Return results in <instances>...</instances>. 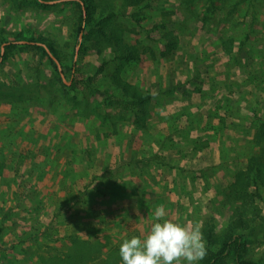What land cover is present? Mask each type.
I'll return each instance as SVG.
<instances>
[{"label": "rangeland", "instance_id": "obj_1", "mask_svg": "<svg viewBox=\"0 0 264 264\" xmlns=\"http://www.w3.org/2000/svg\"><path fill=\"white\" fill-rule=\"evenodd\" d=\"M0 1V28H4L9 36L12 37L17 32L23 31L27 36L34 35L43 38V40L53 43L64 52L65 64L68 68L72 63H76L78 60V55L75 58L76 46L79 41L76 40L77 8L75 4L62 3L65 0H49L47 4H52L51 7L44 8L32 3L33 0L32 2L30 0H18L15 5L12 0ZM114 1L115 7L113 8L117 13L111 17V24L117 29L124 30L121 33L124 34L125 39L130 41V44H139L146 52L149 51V47H152L156 55V52H161L163 46L164 28L169 29L172 27L178 35L180 44L177 51H180V57L175 64L176 76L186 80V78L190 79L196 75V80L192 79L190 81L186 94L192 103L191 108L195 110L194 115H191V117L193 118L192 121L196 122L198 130V125H205L204 116L206 115L204 110H210V107L214 104L213 98L226 97L230 101L227 109L226 106L223 107L229 113L226 114L227 126L224 129L225 124H221L220 128L222 130L218 131L219 133L216 132L217 137L221 138L218 143H212L210 159L208 161L199 160L201 162L199 163L200 166H181V169L178 168L174 173L171 168H168L164 173V175L167 174L164 178V190H166V194L168 192L171 194L169 201L164 203L168 214L167 218L183 224H199L202 233L205 228L211 230L213 234H219L229 224L227 218L229 215V204L227 203L229 195L226 193L230 192V188L226 186L232 182L238 171L247 169L250 159L258 152L260 145L256 146L253 143L252 129L246 128V124L255 119L260 121L264 111V84L258 85L262 71L260 62H262L261 57L264 54V0H243L240 3V9L229 16H226L228 7L223 4V0H200L199 3L197 2L198 5L192 6L189 10L184 7L182 0H152L151 6L143 7L136 12L139 23L132 15L135 13L133 6L129 4L123 6L125 4L124 0ZM210 3L212 7L214 4L213 10L205 14L204 10ZM142 4H146V1H143ZM122 6L123 8H121ZM122 11H125L126 14H123ZM106 18L109 17L106 16ZM251 20L254 22L252 23ZM250 28H255L251 33L253 38L249 37L245 45L238 50L240 37L245 36ZM88 32L90 35H96L97 28L95 25H90ZM12 33L13 35H11ZM232 35L235 36L233 59L229 61V66H224L230 56H224L222 47L217 45V40L220 36L228 37ZM17 43L23 44L24 42L18 41ZM90 45L98 47V44L86 41L84 49L89 48ZM108 48L110 47H106L101 55L112 58L113 54ZM149 53H147V56L150 59H147L145 64L139 65L136 68V73L144 74L143 78L146 81L147 79L156 80V82L161 81L164 84V65L163 67L160 66L158 61L154 59L155 56L152 57ZM39 59L40 55L36 54L35 50L31 48L25 50L16 48L12 51L9 59L2 64L3 70L0 71V77L12 82L15 75L20 70H24L23 72L20 71L17 79L26 81L29 72L27 67L35 66ZM98 64L99 55L96 54V51H90L86 53L78 66L81 65L90 74ZM194 64L197 66L195 69ZM250 75H253L257 82H251L248 79ZM216 76L221 79L214 81V85L208 91L207 84H204L202 80L214 79ZM65 79L70 81L66 76ZM198 87L202 89L197 90ZM162 90L155 88L153 91L162 92ZM204 92L212 99L207 97L203 100ZM156 97L164 98V94H158ZM168 104L172 105V100H169ZM166 108L158 107L156 112L161 115V111L167 110L170 112L168 120L174 121L173 112L175 111H172V107L166 106ZM234 108H236L235 111L232 110ZM223 109L219 111V114L224 113L223 115H225ZM208 122H212V120ZM137 171L134 170L133 173L135 175L139 174V177L145 175L141 169ZM26 179H29V182H25L23 194L30 191L37 194V190H42V187L36 188L32 185L30 178L26 177ZM18 180L21 181L22 176ZM106 181V176L98 178V175H96L92 179L90 177L80 192H82V195L87 194L91 200L92 194H96L97 189L95 188H97V185L104 184ZM138 188H140L139 185L136 186V189ZM247 191L245 197L237 198L238 202H246L248 206L245 212L247 222L239 229V232L244 235L246 240L247 256L264 262V184H252ZM39 193L45 199L49 196V191L46 189L39 191ZM98 193L103 194L104 191L99 190ZM46 206V210H48V205ZM146 209L149 210V208ZM81 211L80 208L78 212ZM108 211L105 212L102 220L103 226L90 227L86 225L87 229H84L86 231L83 234L89 237L98 236L99 234L101 236L102 228L106 227L107 224H111L109 228L115 232L117 237L114 236V240L109 241L110 244H107V246L114 249L118 246L117 244H120V235L123 231L115 226ZM22 212L26 216L25 219L21 218L15 222L13 227L6 228V233L0 235L1 243H18L20 240L24 242L29 240L34 234L35 228L46 226L49 220L48 217L51 215V211H47L46 214L43 213V217L35 216L31 211ZM81 213L88 218V223L93 220V212L90 210ZM61 222L57 227L58 233L59 231L62 234L67 233L69 231L65 230L67 223L63 220ZM82 225L85 226L83 223ZM134 230L135 234L133 235L143 236L149 229L139 225ZM64 236L66 238L69 235L64 234ZM44 240L42 241L43 244L49 241L48 238H44ZM1 243L0 264H11L5 256L6 252L2 250L3 245ZM57 246L54 247L59 249ZM34 248L38 254H57L46 249L47 246L45 245L41 250L35 246ZM45 251L49 252L44 253ZM56 251L60 255H64L63 251ZM111 251L114 250L111 249ZM38 254L35 253L33 257L17 264H44ZM92 256H95V254H92ZM117 260L118 264H122L120 257H117ZM228 261L229 264H233L231 260ZM90 264L100 263L92 259ZM198 264H201V261Z\"/></svg>", "mask_w": 264, "mask_h": 264}, {"label": "crops", "instance_id": "obj_2", "mask_svg": "<svg viewBox=\"0 0 264 264\" xmlns=\"http://www.w3.org/2000/svg\"><path fill=\"white\" fill-rule=\"evenodd\" d=\"M109 75L110 72L99 77L97 84L106 87ZM143 75L137 74L136 68L128 67L123 71V76L129 82L142 80L150 87L152 81H146ZM157 88L162 90L164 85ZM210 88L208 86L207 90L210 91ZM153 94L156 108L169 106L172 111L179 112L173 114L174 121L168 120L170 112L164 110L161 111L162 122L149 119L147 125L140 128L129 122L128 118L116 116L118 109L114 105L105 112L111 118H102L89 115V112L79 113L78 108L66 99L50 104L44 101L42 107H30L28 102L18 103L1 97L0 224L4 221L7 223L1 235L15 222L25 219L22 211H31L39 217L51 211L48 219L51 218L52 224L47 228L45 226V229L52 235L62 234L57 230L62 220L67 223L65 230H69L62 235H70L73 231L72 218L80 217L82 211L88 210L93 212V220L87 222L84 229H87L86 225L103 226L102 220L108 210L112 222L122 231L135 229L139 225L149 229L151 212L171 197L170 192L166 194L164 190V178L167 176L164 173L170 168L168 166H175L171 168L173 173L181 166H200L199 160L208 161L212 154V143H218L221 138L217 137L214 129H205L207 123L220 122L217 116L208 114L209 109L204 110L205 125H198L197 129L196 122L186 113L192 107L186 93L177 92L172 97L160 91H153ZM158 94H164V98H157ZM169 100H172V105L168 104ZM154 122L159 123L158 127L153 125ZM169 132L173 137L169 136ZM202 138L210 140L201 146ZM138 169L145 175H135L133 171ZM96 175L98 178L106 176L107 181L97 185L96 194H92L90 200L80 190L90 177L92 179ZM20 176L21 181L18 180ZM26 177L32 180L36 188L48 190L49 196L45 199L39 193L42 190H37L38 195L34 194L32 200H26L23 194L25 182H29V179L25 180ZM135 185L140 188L136 189ZM99 190L104 193L99 194ZM71 204L74 207L70 210L61 209ZM80 208L82 211L78 212ZM9 209H13V212H9ZM110 226L107 224L103 228ZM39 229L42 228H35L34 233ZM84 229L83 233L86 231ZM47 243L44 242L47 248L58 245L52 240ZM57 247L59 249L54 248L64 250L59 245Z\"/></svg>", "mask_w": 264, "mask_h": 264}, {"label": "trees", "instance_id": "obj_3", "mask_svg": "<svg viewBox=\"0 0 264 264\" xmlns=\"http://www.w3.org/2000/svg\"><path fill=\"white\" fill-rule=\"evenodd\" d=\"M12 1L14 2V5L18 2V0ZM30 1L32 2V0ZM42 1L43 2L33 0L32 3L37 4L39 7H51L52 4H47V1L49 0ZM124 1L125 4L123 6H126V4L133 6V11L135 13L132 15L135 17L137 23H139V20L136 18V12L143 7L152 5V0ZM143 1H146V4H142ZM182 1L184 7L189 10L192 6L196 5L197 2L199 3L200 0ZM241 1L243 0H237L236 2L235 0H223V4L228 7L226 16L236 13L240 9L239 6ZM62 3H73L77 8L75 28L77 41H79V34L81 32L83 33V42L78 51V60L76 63H72L68 68L65 64L64 52L53 43L34 35L27 36L23 31L17 32L14 34L15 36L12 33L11 35L13 36L11 37L7 34L8 32H5L4 28H0V55L2 44L6 43L5 52L0 64V71L3 70L2 64L9 59L12 51L16 48H19L20 50L31 48L35 50L36 54L40 55L39 62H37L35 66L27 67L29 72L26 81H20L17 79L20 71L23 72L24 70H20L15 75L12 82H8L0 77V98H8L9 100L18 103L28 102L30 107H42L45 104L44 101L50 104L56 100L66 99L78 108L79 113L89 112V115H95L98 117L103 116L107 118L111 117L105 112L114 105L116 109H118L116 116L122 119L128 118L129 122L140 128L145 127L149 119H157L159 122H162V115L160 116L156 112V107L153 103V98L155 97L153 89H158V85H164L163 91L160 92L172 97L177 92L181 94L187 93V87L190 85V81H192V79L196 80V75L190 79L186 78V80L176 76L175 64L180 57V51H177V49H179L180 40L173 28H164L163 46L161 52H156L155 55V51L152 47H149V51L146 52L141 45L130 44V41L125 39L124 34H122L124 30L122 31V29H117L112 26L111 17L117 13L115 8H113L115 7L114 0H65ZM123 6L121 8H123ZM213 7L210 3L204 10L205 14L212 11ZM246 11L248 12L249 10L247 9ZM123 14H126L125 11ZM106 16L109 18H106ZM251 22L253 23L254 21L251 20ZM90 25H95L97 28L96 35L89 34L88 28ZM254 29L255 28H250L245 36L240 37V46L238 50L245 45L246 40L252 36L251 33ZM24 40L27 42L23 44L17 43L18 41ZM86 41L94 42L98 44V47H92L90 45L89 48L91 49L88 47L84 49ZM234 43V35L228 37L220 36L217 40V45L222 47L224 56H230L229 59L227 57L228 61L225 62L224 66H229V61L233 59L232 52L235 49ZM42 44L48 46L51 52L56 58H58L64 76L71 80L70 84L64 81L56 61L49 55L48 51ZM106 47L111 48H108V50L113 54L112 58H107L101 55V52L105 50ZM90 51H96V54L99 55V64L94 68L93 72L89 74L85 71L84 67L81 65L78 66V64H81L83 57ZM147 53L152 57L155 56L154 59L158 61L160 66L163 67L164 65L166 71L164 74V84L161 81L156 82L155 80L152 81L150 87H147L142 80L132 83L129 82L127 77L123 76L124 69L128 67L135 69L138 68L139 65L145 64L146 60L150 59V57L147 56ZM157 54L160 55L157 56ZM261 58L262 62H260V65L262 71L258 85L264 84V54ZM195 67L197 66L194 64V69ZM69 70L70 74L68 73ZM108 72H110V75L107 86H99L97 84V79ZM218 79L221 78L216 76L214 79L211 78L209 80L208 78L202 80V82L207 84V86L212 87L214 81H217ZM248 79L251 82H257V79L253 75H250ZM200 88L201 87H198L196 89L200 90ZM186 95L187 94H185V96ZM202 97V99L205 100L209 95L204 92ZM209 98L212 99L211 97ZM229 102L230 101L226 97H220L219 99L213 98L214 104L211 106L208 114L214 117L217 116L220 119V122L208 124L205 129L208 130L212 128L215 132L219 133L218 131L222 130L220 128L221 124H225L224 129L226 128V114L228 111L223 109V107L226 106L227 109ZM221 109L225 110V115H223L224 113L219 114ZM232 110L235 111L236 108ZM194 111L195 110H192L190 107L186 113L188 116H191L194 115ZM178 113L179 112H175L174 115ZM261 116L262 119L260 121L255 119L246 124V128L252 129L253 143H255L256 146L260 144L259 150L250 159L247 169L238 171L232 182L226 186L230 188V192L226 193L229 195L227 198V203L229 204V215L227 217L229 221L228 226L219 234H213L211 230L203 229V237L206 241L207 253L201 260V264H229L228 260H231L233 264H264V262L247 256V243L244 235L239 232V229L247 222L245 212L247 211L248 206L246 202H238L237 200V198H243L246 196L248 192L247 189L252 184H264V111ZM153 125L158 127L159 123L157 124L154 122ZM169 136L173 137V134L169 132ZM200 140V145L202 146L207 144L210 138H202ZM168 167L174 168L175 166ZM34 194L35 193H31V191L26 193L25 199L32 200ZM73 207L74 206L71 204L61 209L68 211ZM8 211L13 212V209H9ZM72 222L73 231L66 238L62 234L52 235L44 227L39 229V231L34 233L32 237L25 242L23 240H20L18 243L9 242L7 244L0 242L3 245V250L6 252V258H8V261H10L11 264H17L25 259L31 258L35 253L38 254L34 246L41 250L43 245H45L42 241H45L44 238H48L49 241H55L59 247L64 249V255H60L54 247L46 248L57 254H38L40 259L44 261V264H90V260L92 259L100 264H118L116 258L119 257V244H117L118 246L114 249L108 248L107 246V244H110L109 241H113L114 236H116L113 230L110 228H103L101 236H99V234L98 236L93 235L89 237L82 232L84 229L82 223L86 224L89 222L84 215L73 217ZM6 224L5 221L1 222L0 235L4 232V225ZM51 224L52 220L50 218L47 221L46 228ZM133 234H135V230L131 229L121 232L120 236L122 239L125 236L130 237ZM111 249L114 251H111ZM49 251H45L44 253H48ZM92 254H95V256H92Z\"/></svg>", "mask_w": 264, "mask_h": 264}, {"label": "clouds", "instance_id": "obj_4", "mask_svg": "<svg viewBox=\"0 0 264 264\" xmlns=\"http://www.w3.org/2000/svg\"><path fill=\"white\" fill-rule=\"evenodd\" d=\"M167 215L165 205H157L146 234L121 239L118 251L122 264H198L205 257L201 226L173 221Z\"/></svg>", "mask_w": 264, "mask_h": 264}, {"label": "water", "instance_id": "obj_5", "mask_svg": "<svg viewBox=\"0 0 264 264\" xmlns=\"http://www.w3.org/2000/svg\"><path fill=\"white\" fill-rule=\"evenodd\" d=\"M41 1H42V0H41ZM82 39H83V33L81 32V33L79 34V42H78V44H77V46H76V54H75V58H77L78 51H79V48H80L81 43H82ZM22 42L26 43L27 41L24 40V41H22ZM34 43H39V42H34ZM5 45H6V43H3V44H2V47H1L0 62H1L2 59H3V55H4V52H5ZM42 45L46 48V50L48 51L49 55H50V56L56 61L57 65H58V68H59V70H60L61 76H62V78L64 79V81L67 82V83H71V80H70V81H66L65 76H64V73H63V71H62V66H61V64H60V62H59V60H58V58H56V56L51 52V50L48 48V46H46L45 44H42Z\"/></svg>", "mask_w": 264, "mask_h": 264}]
</instances>
